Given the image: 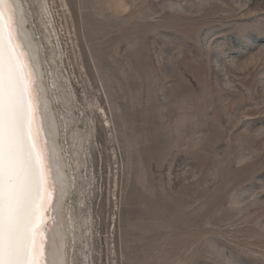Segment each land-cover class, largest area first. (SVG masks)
Masks as SVG:
<instances>
[{
    "label": "rangeland",
    "instance_id": "1",
    "mask_svg": "<svg viewBox=\"0 0 264 264\" xmlns=\"http://www.w3.org/2000/svg\"><path fill=\"white\" fill-rule=\"evenodd\" d=\"M22 3L66 264H264V0Z\"/></svg>",
    "mask_w": 264,
    "mask_h": 264
},
{
    "label": "snow or ice",
    "instance_id": "2",
    "mask_svg": "<svg viewBox=\"0 0 264 264\" xmlns=\"http://www.w3.org/2000/svg\"><path fill=\"white\" fill-rule=\"evenodd\" d=\"M37 114L32 73L13 41L12 8L0 0V264H41L51 173Z\"/></svg>",
    "mask_w": 264,
    "mask_h": 264
},
{
    "label": "bare ground",
    "instance_id": "3",
    "mask_svg": "<svg viewBox=\"0 0 264 264\" xmlns=\"http://www.w3.org/2000/svg\"><path fill=\"white\" fill-rule=\"evenodd\" d=\"M12 8L13 41L17 51L23 54L31 70L35 100L38 106L37 127L41 130V142L46 144L48 165L51 173L50 202L46 205V222L41 226L40 242L43 246L41 264H66V233L64 220L69 228L70 219L63 212V202L69 190L68 158L58 141L57 121L48 98L52 91L44 84V68L40 59L39 45L27 28V17L22 0H8ZM51 97V96H50ZM53 101V100H52ZM70 216V214H69Z\"/></svg>",
    "mask_w": 264,
    "mask_h": 264
}]
</instances>
